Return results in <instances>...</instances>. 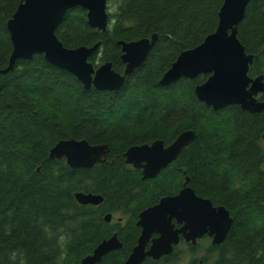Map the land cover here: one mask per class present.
<instances>
[{"label":"trees","instance_id":"obj_1","mask_svg":"<svg viewBox=\"0 0 264 264\" xmlns=\"http://www.w3.org/2000/svg\"><path fill=\"white\" fill-rule=\"evenodd\" d=\"M107 1L114 9L105 31L90 27L86 11L75 7L55 33L69 48L98 43L88 60L94 67L110 62L121 74L118 41L156 33L144 62L119 90L86 89L42 54L0 74V264H80L113 233L122 248L97 264H121L140 234L139 212L176 194L186 177L197 195L230 212L225 240L182 241L169 255L141 264H264V112L238 105L213 110L194 93L208 75L159 83L181 51L215 30L223 0ZM20 2L0 0V70L12 52L6 24ZM237 37L253 55L248 75H263L264 82V0H250ZM258 98L264 101V92ZM187 129L195 133L193 142L155 178L141 179L125 163L129 146L155 139L168 145ZM69 138L107 144L106 159L90 169L51 159L50 148ZM77 191L100 194L103 201L82 205Z\"/></svg>","mask_w":264,"mask_h":264},{"label":"water","instance_id":"obj_2","mask_svg":"<svg viewBox=\"0 0 264 264\" xmlns=\"http://www.w3.org/2000/svg\"><path fill=\"white\" fill-rule=\"evenodd\" d=\"M250 0H223L218 21L213 32L193 48L181 51L161 76L159 83L171 84L181 78L194 79L200 74L208 77L194 88L198 100L213 110L229 105L258 113L264 111V101L256 97L264 92L263 75L250 77L249 66L253 55L247 54L237 37ZM80 7L86 11L87 24L100 31L108 26L107 0H21L7 21L12 43L8 65L0 70L10 72L17 60H30L42 54L48 63L73 74L86 89L101 91L119 90L125 77L139 67L157 40V34L136 40H119L123 74L112 69L110 62L96 68L88 60L98 48L81 45L69 48L56 36V28L68 10ZM195 138L193 130L181 131L168 145L155 139L151 143L129 146L123 153L126 164L142 169V179L155 178L162 169L172 163L181 150ZM109 152L107 144H90L85 139H60L49 150L51 159L66 160L72 169H90L103 162ZM186 177L182 188L174 195H166L141 210L136 226L140 234L136 244L121 264H141L146 257L159 259L169 255L182 237L195 244L204 235L211 237L213 245L221 244L231 227L230 212L222 205H213L210 199L197 195L188 185ZM75 199L82 205H99L100 194L77 191ZM111 213L104 216L110 222ZM122 248L116 233L101 240L92 252L80 260V264H97L111 251ZM198 264H203L200 261Z\"/></svg>","mask_w":264,"mask_h":264},{"label":"flooded vegetation","instance_id":"obj_3","mask_svg":"<svg viewBox=\"0 0 264 264\" xmlns=\"http://www.w3.org/2000/svg\"><path fill=\"white\" fill-rule=\"evenodd\" d=\"M260 94H261V93H259V94L257 95V97H256L259 101H261V100L258 98V96H259ZM238 106H239V105H238ZM262 112H264V111H262ZM169 144H170V143H169ZM131 166H132V165H131ZM133 168H134V167H133ZM134 169L137 170V171H139L140 174H141V177H142V172H141L142 169H136V168H134ZM141 179H142V178H141ZM169 195H170V194H169ZM172 195H174V194H172ZM165 196H166V195H165ZM162 197H163V196H162ZM160 198H161V197H160ZM160 198H159V199H160ZM158 201H159V200H158ZM158 201H157V202H158ZM157 202H156V203H157ZM154 204H155V203H154ZM138 228H139V227H138ZM139 229H140V228H139ZM209 238H210V237H209ZM210 240H211V238H210ZM136 241H137V240H136ZM182 241H183L184 243H186V244L189 243V242H186L184 239L180 238V241H179V243H178L177 245H179ZM177 245H175V246H177ZM175 246H174V247H175ZM173 249H174V248H173ZM172 251H173V250H172ZM166 256H167V255H166ZM162 257H164V256H162ZM162 257H160V258H162ZM146 258H150V257H146Z\"/></svg>","mask_w":264,"mask_h":264},{"label":"rangeland","instance_id":"obj_4","mask_svg":"<svg viewBox=\"0 0 264 264\" xmlns=\"http://www.w3.org/2000/svg\"><path fill=\"white\" fill-rule=\"evenodd\" d=\"M113 9H114L113 4L112 3L108 4V10L107 11L112 12Z\"/></svg>","mask_w":264,"mask_h":264}]
</instances>
